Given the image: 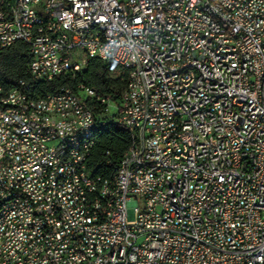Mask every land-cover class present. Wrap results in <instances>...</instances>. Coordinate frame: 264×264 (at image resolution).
Returning a JSON list of instances; mask_svg holds the SVG:
<instances>
[{
	"label": "built area",
	"instance_id": "obj_1",
	"mask_svg": "<svg viewBox=\"0 0 264 264\" xmlns=\"http://www.w3.org/2000/svg\"><path fill=\"white\" fill-rule=\"evenodd\" d=\"M17 42L35 81L126 68L132 152L110 185L93 143L61 154L96 123L82 98L30 103L19 81L0 100V264H264V0H0V53Z\"/></svg>",
	"mask_w": 264,
	"mask_h": 264
},
{
	"label": "trees",
	"instance_id": "obj_2",
	"mask_svg": "<svg viewBox=\"0 0 264 264\" xmlns=\"http://www.w3.org/2000/svg\"><path fill=\"white\" fill-rule=\"evenodd\" d=\"M31 61L29 46L23 42H17L0 53V100L21 80L26 83L29 96L37 100L59 93L63 88L79 95L92 110L96 121L88 169L95 175L108 176L131 148L132 138L123 126L115 122V112H110L107 103L101 100L108 101L114 109L118 107L127 87V69L112 68L94 58L88 59L80 72L63 73L49 81H35L28 71ZM81 85L93 90L94 96H84L79 88Z\"/></svg>",
	"mask_w": 264,
	"mask_h": 264
},
{
	"label": "bare ground",
	"instance_id": "obj_3",
	"mask_svg": "<svg viewBox=\"0 0 264 264\" xmlns=\"http://www.w3.org/2000/svg\"><path fill=\"white\" fill-rule=\"evenodd\" d=\"M211 19L218 27H220L221 30H228L227 20L223 19L222 16L219 14V12H211ZM188 73H194L195 80H202V72H197V65H189ZM128 85H133V77H128L127 87L124 92H128ZM28 91H29L28 87L25 86V95L27 101H29L30 103H40V99L37 100L30 97ZM36 119L53 121L54 113L46 112V110L43 109H36ZM117 124L123 126L129 132V127L126 125V123H117ZM95 126L96 123L93 124L92 126H85V132L82 133L81 135L75 136V140H73V143L62 144L61 154H72L74 147H85V145L93 143L92 135ZM129 133L131 134V138H132V132ZM28 137L32 139H41V131L28 130ZM131 152H132V145L129 151L124 155L122 161H127ZM107 177H110V185H117V176H114V169ZM5 207H12V200H5ZM108 212H115V204H108ZM8 239H10V226H2L0 244H5V240ZM224 254L234 255V247L232 245H225Z\"/></svg>",
	"mask_w": 264,
	"mask_h": 264
},
{
	"label": "rangeland",
	"instance_id": "obj_4",
	"mask_svg": "<svg viewBox=\"0 0 264 264\" xmlns=\"http://www.w3.org/2000/svg\"><path fill=\"white\" fill-rule=\"evenodd\" d=\"M113 76H115V74ZM110 112L114 113L115 109L113 107H110Z\"/></svg>",
	"mask_w": 264,
	"mask_h": 264
}]
</instances>
